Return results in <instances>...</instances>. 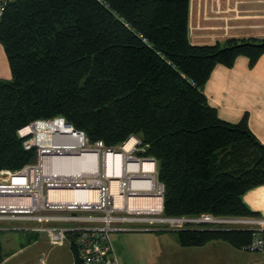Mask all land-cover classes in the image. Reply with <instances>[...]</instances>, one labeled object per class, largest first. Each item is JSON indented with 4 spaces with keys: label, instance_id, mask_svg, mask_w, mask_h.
Here are the masks:
<instances>
[{
    "label": "trees",
    "instance_id": "1",
    "mask_svg": "<svg viewBox=\"0 0 264 264\" xmlns=\"http://www.w3.org/2000/svg\"><path fill=\"white\" fill-rule=\"evenodd\" d=\"M188 22L189 0H5L0 44L12 78L0 79V170L37 161L21 129L62 117L90 143L139 139L164 185V216L258 217L241 197L264 184V144L246 114L222 120L203 88L218 64L245 56L253 67L264 38L194 45ZM204 226L163 230L184 247L252 241L247 228Z\"/></svg>",
    "mask_w": 264,
    "mask_h": 264
},
{
    "label": "built area",
    "instance_id": "2",
    "mask_svg": "<svg viewBox=\"0 0 264 264\" xmlns=\"http://www.w3.org/2000/svg\"><path fill=\"white\" fill-rule=\"evenodd\" d=\"M4 5L5 0H0V18ZM29 126H41V129L24 133L23 128L19 135L27 137L33 134L25 138L23 145L25 149H36L37 161L17 171L0 170V220L67 222L60 227L41 229L47 233L52 245H62L70 240V235H74L71 244L76 250V260L71 264H120L110 235L126 228L118 226L117 222L144 223L153 230H178L188 223L198 224L196 227L247 228L252 231L253 237L242 249L264 254V218L216 217L209 214L197 217L164 216V185L158 179L156 161L138 155L143 149L136 137H133L135 143L128 151L125 150V143L119 147H107L102 141L90 143L83 132L75 130L62 117L38 120ZM64 126L68 127V132L63 129ZM41 134L45 137L42 138ZM78 135L82 137L79 143ZM87 154L98 158L97 168L93 171L74 173L67 167H60L66 162L64 159ZM109 154L115 155L110 162V172ZM114 159H119V172L115 171ZM145 164H151L152 169H145ZM113 182L117 183L116 191H113ZM72 190L94 192L97 200L63 202L50 198L51 192ZM116 196L121 198L120 205L116 204ZM132 198L159 199L160 206L133 207L129 203Z\"/></svg>",
    "mask_w": 264,
    "mask_h": 264
},
{
    "label": "crops",
    "instance_id": "3",
    "mask_svg": "<svg viewBox=\"0 0 264 264\" xmlns=\"http://www.w3.org/2000/svg\"><path fill=\"white\" fill-rule=\"evenodd\" d=\"M188 24L189 40L194 45L223 43L229 38H264V0H189ZM11 78L0 44V79ZM203 91L222 120L237 123L246 114L251 132L264 144V54L253 67L245 56H238L232 67L216 65ZM241 199L258 217L264 218V184L246 191ZM66 224L60 220H0V240L5 253L2 264H71L76 260L71 241L52 245L41 229ZM181 247L203 252L198 264H264V254L235 247L224 240Z\"/></svg>",
    "mask_w": 264,
    "mask_h": 264
},
{
    "label": "rangeland",
    "instance_id": "4",
    "mask_svg": "<svg viewBox=\"0 0 264 264\" xmlns=\"http://www.w3.org/2000/svg\"><path fill=\"white\" fill-rule=\"evenodd\" d=\"M29 135L33 136V134ZM116 224L126 228L123 231L112 232L110 235L121 264H198L202 262L198 257L203 252L191 251L190 248L181 249L174 231L149 229L144 223L117 222ZM185 225L196 227L198 224Z\"/></svg>",
    "mask_w": 264,
    "mask_h": 264
},
{
    "label": "bare ground",
    "instance_id": "5",
    "mask_svg": "<svg viewBox=\"0 0 264 264\" xmlns=\"http://www.w3.org/2000/svg\"><path fill=\"white\" fill-rule=\"evenodd\" d=\"M41 126L39 127H25L22 132L24 133H29L33 130H40ZM63 129H65L68 132V127L64 126ZM41 137L44 138L45 136L43 134H41ZM139 140V139H138ZM82 141V137L80 135H78V139L77 142H81ZM135 143V140L133 137H131L124 145L125 150H131V148L133 147ZM141 144V143H140ZM142 146V145H141ZM114 154H109L107 156V160L109 162L108 164V169L109 172L111 170V160L114 158ZM117 158L120 157V155H116ZM64 161H66L64 164H61V168L63 167H67L69 168L68 171L74 172V173H78L80 170L83 172H89V171H93L97 168V162H98V158L96 155H91V154H87V155H83L82 157L79 158H71V159H64ZM115 162V171L119 172V159H114ZM152 165L151 164H145L144 168L147 170L152 169ZM63 170H66L65 168ZM117 183L113 182L112 188L113 191H116L117 188ZM51 196L50 198L53 200H61L63 202H69V201H73V200H97V194L94 192H86L84 190H72V191H59V192H51L50 193ZM129 203L131 204V206L133 207H145V208H149L151 206H160V200L159 199H153V198H132L130 199ZM116 204L120 205L121 204V198L116 196ZM9 221V220H7ZM188 225V224H187ZM190 225V224H189Z\"/></svg>",
    "mask_w": 264,
    "mask_h": 264
},
{
    "label": "water",
    "instance_id": "6",
    "mask_svg": "<svg viewBox=\"0 0 264 264\" xmlns=\"http://www.w3.org/2000/svg\"><path fill=\"white\" fill-rule=\"evenodd\" d=\"M129 140V139H128ZM127 142V141H126Z\"/></svg>",
    "mask_w": 264,
    "mask_h": 264
}]
</instances>
